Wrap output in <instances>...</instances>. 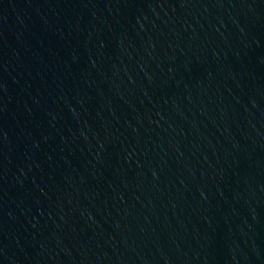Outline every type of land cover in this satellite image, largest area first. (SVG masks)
I'll use <instances>...</instances> for the list:
<instances>
[{"label":"water","instance_id":"water-1","mask_svg":"<svg viewBox=\"0 0 264 264\" xmlns=\"http://www.w3.org/2000/svg\"><path fill=\"white\" fill-rule=\"evenodd\" d=\"M0 264H264V0H0Z\"/></svg>","mask_w":264,"mask_h":264}]
</instances>
